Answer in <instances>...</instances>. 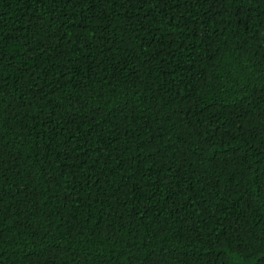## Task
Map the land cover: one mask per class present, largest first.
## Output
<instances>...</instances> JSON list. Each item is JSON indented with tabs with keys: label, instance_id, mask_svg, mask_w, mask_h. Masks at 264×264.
Listing matches in <instances>:
<instances>
[{
	"label": "trees",
	"instance_id": "1",
	"mask_svg": "<svg viewBox=\"0 0 264 264\" xmlns=\"http://www.w3.org/2000/svg\"><path fill=\"white\" fill-rule=\"evenodd\" d=\"M0 264H264V0H0Z\"/></svg>",
	"mask_w": 264,
	"mask_h": 264
}]
</instances>
